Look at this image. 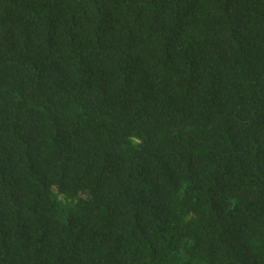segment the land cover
I'll return each mask as SVG.
<instances>
[{
	"label": "trees",
	"instance_id": "obj_1",
	"mask_svg": "<svg viewBox=\"0 0 264 264\" xmlns=\"http://www.w3.org/2000/svg\"><path fill=\"white\" fill-rule=\"evenodd\" d=\"M0 264H264V0H0Z\"/></svg>",
	"mask_w": 264,
	"mask_h": 264
}]
</instances>
